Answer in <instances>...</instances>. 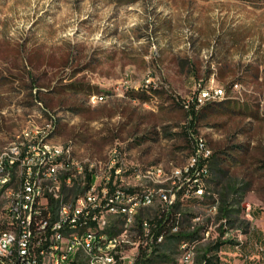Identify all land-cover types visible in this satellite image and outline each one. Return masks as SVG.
Returning <instances> with one entry per match:
<instances>
[{
  "label": "rangeland",
  "instance_id": "obj_1",
  "mask_svg": "<svg viewBox=\"0 0 264 264\" xmlns=\"http://www.w3.org/2000/svg\"><path fill=\"white\" fill-rule=\"evenodd\" d=\"M199 80L200 88L213 81L227 95L200 105L199 112L207 107L192 120L187 110ZM150 92L152 99L139 98ZM33 129L47 131L104 179L118 149L125 186L157 192L141 206L151 214L161 195L190 183L184 171L196 165L203 141L202 153L219 151L227 179L247 187L252 214L246 207L243 216L250 226L235 230L245 241L264 224L256 220L264 218V0H0V146ZM208 159L199 199L217 176ZM136 169L141 175L134 176ZM183 200L182 211L209 215L202 202ZM6 201L3 193L0 213ZM110 223L114 231L123 227L119 214ZM136 224L130 241L143 244L148 231L138 233ZM210 224L217 235L220 221ZM256 238L257 249L242 247L232 257L242 262L256 252L264 262V243ZM187 248L164 264H183Z\"/></svg>",
  "mask_w": 264,
  "mask_h": 264
},
{
  "label": "built area",
  "instance_id": "obj_2",
  "mask_svg": "<svg viewBox=\"0 0 264 264\" xmlns=\"http://www.w3.org/2000/svg\"><path fill=\"white\" fill-rule=\"evenodd\" d=\"M200 81H198V92L192 97L191 108L192 106L199 108L203 102L211 98L227 95L225 88H215L213 81L209 89H201ZM22 133V139L17 142H24V149L0 151V168L3 171L14 170V178L0 182V199L3 193L7 196L0 213V264L47 263L42 261V249L54 251V247H61V257H55L54 260H60L61 263L81 264L78 257H73V250H80V243H88V255L92 257V264H101V261L112 258L110 254L112 244L122 245L124 237H136L130 235L128 231L131 208L125 204L126 193L144 191L147 199L150 193L157 192L140 185L125 186V167L119 159L118 149L116 166L106 170L104 181L96 180V184H90L91 195H83L81 191L78 194H69V191L62 190V196H55V189H44V174H52L54 178L63 179V182L64 179H71L75 186V184H89L90 173L86 172V168L82 169V177H75V173H60L61 159L68 154L59 153V160H51L48 157L47 131L33 129L24 130ZM196 156L195 170L191 174L193 176L189 178L190 184L194 187L193 195L200 197L198 180L203 174L204 164L202 167L199 165L202 160L211 157L202 153V141L198 142ZM189 172L190 169L185 170V174ZM133 174L139 176L141 170L136 169ZM46 199L54 200L52 221L41 224L43 203ZM161 200L163 203L159 204V207L168 212L176 200V193L161 195ZM246 207L251 211V205ZM113 214H120L123 220V227H118L117 231H110L108 234L91 232L85 241H77L76 232L62 233V226H68L73 222L110 223ZM137 224L138 233L141 230H148V237L145 243L130 246V249H134V257L127 259L125 264H138L144 252L150 255L156 252V244L166 241L165 231L158 233L157 225L149 219L139 220ZM66 239H73V248H66ZM188 259L189 254L185 264Z\"/></svg>",
  "mask_w": 264,
  "mask_h": 264
},
{
  "label": "trees",
  "instance_id": "obj_3",
  "mask_svg": "<svg viewBox=\"0 0 264 264\" xmlns=\"http://www.w3.org/2000/svg\"><path fill=\"white\" fill-rule=\"evenodd\" d=\"M67 87H73L74 85H66ZM76 89V88H75ZM154 92H157V88L152 87ZM139 98L143 101L152 99L154 93L139 94ZM182 104V103H181ZM235 105V104H234ZM184 107V105L182 104ZM202 108L199 112L196 106H192L190 110H187L192 115V120H197L201 113L206 109ZM228 107V106H227ZM230 107V105H229ZM193 135V134H191ZM191 139H193L191 137ZM237 158V157H235ZM221 157L219 151H214L211 157L208 159V164L212 172V169L216 170V178H211L213 189L205 188L204 185V199H199L193 195L194 187H189V182L185 184L175 185L176 200L171 206L168 212L164 211L161 207L155 211V214H151L150 208H140L136 215L137 221H148V219L157 225V232L161 233L165 231L166 241L164 243H158L156 245V252L148 255L146 252L141 256L138 264H164L172 260V256L178 253L179 248H182V243L195 244L196 260L197 264H222L221 251L227 245L244 244L237 240V231H247L250 226L249 221L243 216H247L245 197L247 194V187L233 178L227 179L228 168L221 166ZM205 160L200 162L199 167H202ZM194 167L190 169L189 173H184L187 177L193 176ZM90 173L89 184H85L82 187L80 184H75L71 189H66L69 194H78L80 191L83 193L90 184L93 183V174ZM92 179V180H91ZM92 182V183H91ZM133 189V188H131ZM184 196L192 198L193 201L202 202V206L208 210L209 215L205 216L201 213H195L193 211H182L184 203ZM217 206L216 211L210 213L213 206ZM54 208V205H52ZM188 206V205H186ZM191 208V206L186 207ZM211 208V209H210ZM252 214V209H251ZM257 215V212H254ZM197 216H203L204 219L195 221ZM205 216V217H204ZM248 217V216H247ZM213 218L220 221V225L216 227L217 235L213 234L210 223ZM224 221V223H222ZM138 225V224H137ZM176 227V229H174ZM168 229V230H166ZM209 231V235L206 233ZM144 233V230H142ZM170 243L167 247L164 244ZM195 261V260H194Z\"/></svg>",
  "mask_w": 264,
  "mask_h": 264
},
{
  "label": "bare ground",
  "instance_id": "obj_4",
  "mask_svg": "<svg viewBox=\"0 0 264 264\" xmlns=\"http://www.w3.org/2000/svg\"><path fill=\"white\" fill-rule=\"evenodd\" d=\"M214 86L215 88H222L215 84ZM201 89H209V87H203ZM222 97L223 96H218L217 98H211L203 102L202 104L215 101ZM14 148L24 149V142H17L15 140L5 146H0V151L8 152V151L13 150ZM46 149L48 150V157L51 158V160H59V153L66 152V154H68V156H63L61 159L60 173H75V177H79V176H82L83 168H86V172H88V170H90L89 172L92 171L93 164L90 165V168H87L84 164L75 160V158L71 155L70 150L68 149L65 150L63 145L52 142L48 137H47V142H46ZM70 157H72L71 160H70ZM110 165H111V162H110ZM190 167H192V165ZM91 173L93 174V177H94L93 183L91 182L92 184H96V180L104 181L106 179V178L104 179L103 176H101V174L98 172L92 171ZM12 178H14V170L3 171V169L0 168V182L10 181V179ZM43 183H44V189H55V196H62V190L66 191V189L68 190L74 187V183H72L71 179H64V182H63V179L54 178L52 174H44ZM199 190H200V194H203V189H199ZM81 194L91 195V186L87 187V189H85V191ZM136 200H140V201L136 202ZM152 201L153 200H152L151 195L147 199H145V195H141L140 192L126 193L125 204L128 205L129 208H131L129 218H128V231H129L130 226L136 223V215L139 209L141 208V206L148 205ZM52 205H54L53 199H46V201L43 203V211L41 214V224L51 223L52 208H53ZM214 207L215 209L217 208L216 205ZM174 229H176V227H174ZM110 231H114V228H112L111 223H103L102 221H93L91 224H81V222H73L69 224L68 226H62V233L76 232L77 241H85V239L88 238V235L91 232H98L99 234H108L110 233ZM146 231L148 230H144V233ZM130 243H132L130 241V238L124 237V244L122 245L112 244L110 247V254H112V258H109L108 261H101V264H125L127 259L134 257V249H130V246L137 245L135 244V242H133L132 244ZM182 246L183 247L187 246L188 247L187 249H190L188 244H183ZM66 248H73V239H66ZM189 252L190 250L187 252L184 258L183 264H185V259L188 257V254H189V259L187 260L186 264H192V262H194L195 255H196L195 250L194 251L192 250V252L190 253ZM55 257H61V247H54V251H51L49 249H42V261H47V263H41V264H68V263H61L60 260H54ZM73 257H78V261L81 264H92V257L88 255V243H80V250H73Z\"/></svg>",
  "mask_w": 264,
  "mask_h": 264
},
{
  "label": "crops",
  "instance_id": "obj_5",
  "mask_svg": "<svg viewBox=\"0 0 264 264\" xmlns=\"http://www.w3.org/2000/svg\"><path fill=\"white\" fill-rule=\"evenodd\" d=\"M215 79L214 76H212L210 78L211 79ZM209 80V81H210ZM215 82H216V79H215ZM217 83V82H216ZM218 84V83H217ZM220 85V84H218ZM255 212L258 213L257 210H255ZM255 217H258V216H255ZM257 221L260 220L261 222L264 221V218H257L256 219ZM254 228V229H253ZM252 230L250 231L249 235L246 236L245 238V241L243 240L244 238H241V243H244V244H237V245H227L223 248V250L221 251V262L222 264H264V262L261 263V255L258 254V253H254V255L251 256V258H248V259H245L244 261L242 262H238L237 259H234L232 256L233 255H238L239 254V250L242 249V247H246L247 246V249L248 250H254V249H257V244H253V240H256V234L259 235V240L261 243H264V237H263V231H264V224H257L255 227H253ZM259 228H262V229H259ZM258 240V239H257ZM250 242V244H249ZM255 243V242H254ZM263 249V248H262ZM263 259H264V256H262ZM251 259V260H250ZM253 259V260H252Z\"/></svg>",
  "mask_w": 264,
  "mask_h": 264
}]
</instances>
